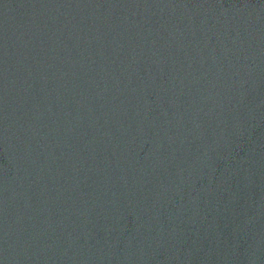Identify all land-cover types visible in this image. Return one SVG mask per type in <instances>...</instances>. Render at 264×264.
Segmentation results:
<instances>
[{
  "label": "water",
  "instance_id": "95a60500",
  "mask_svg": "<svg viewBox=\"0 0 264 264\" xmlns=\"http://www.w3.org/2000/svg\"><path fill=\"white\" fill-rule=\"evenodd\" d=\"M0 264H264V0H0Z\"/></svg>",
  "mask_w": 264,
  "mask_h": 264
}]
</instances>
